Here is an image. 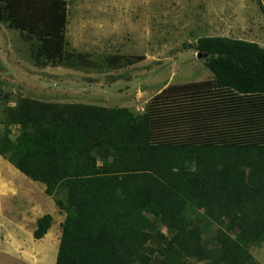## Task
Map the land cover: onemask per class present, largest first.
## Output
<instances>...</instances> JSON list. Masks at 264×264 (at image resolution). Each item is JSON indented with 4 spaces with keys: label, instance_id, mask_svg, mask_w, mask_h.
<instances>
[{
    "label": "trees",
    "instance_id": "16d2710c",
    "mask_svg": "<svg viewBox=\"0 0 264 264\" xmlns=\"http://www.w3.org/2000/svg\"><path fill=\"white\" fill-rule=\"evenodd\" d=\"M66 14V0H0V23L32 41L38 66L87 59L67 48ZM195 45L212 78L141 113L27 97L9 108L0 155L65 214L54 264H262L251 247L264 243V47ZM51 223L40 216L33 237Z\"/></svg>",
    "mask_w": 264,
    "mask_h": 264
},
{
    "label": "rangeland",
    "instance_id": "374dc122",
    "mask_svg": "<svg viewBox=\"0 0 264 264\" xmlns=\"http://www.w3.org/2000/svg\"><path fill=\"white\" fill-rule=\"evenodd\" d=\"M66 10L67 48L87 54L79 66L36 65L32 41L0 23V133L9 108L25 97L141 113L161 92L172 95L212 78L207 53L195 45L203 36L264 47L259 0H66ZM111 57H117L116 64ZM18 128L19 123L9 125L12 137ZM43 189L0 155V264H54L65 214ZM30 204L40 211L28 210ZM39 213L52 216L49 241L33 237ZM158 230L168 235L161 223ZM251 251L264 264V244ZM185 262L206 263L188 257Z\"/></svg>",
    "mask_w": 264,
    "mask_h": 264
},
{
    "label": "crops",
    "instance_id": "0c3cea01",
    "mask_svg": "<svg viewBox=\"0 0 264 264\" xmlns=\"http://www.w3.org/2000/svg\"><path fill=\"white\" fill-rule=\"evenodd\" d=\"M34 207V209L35 210H37V212H38V210H39V208L38 207H36L35 206V204H30L29 205V209L28 210H30V209H32ZM36 207V208H35ZM28 210H24V212H26V211H28ZM40 211V210H39ZM36 212V211H35ZM43 213V212H42ZM41 213V214H42ZM40 213H39V215L37 216V217H35L34 218V220H33V225H34V227H35V223H36V220L40 217V215H41ZM12 223H10L9 225H11ZM52 225V224H51ZM13 231H15V230H13ZM9 232L10 231H7L6 232V237H9ZM11 236V235H10ZM52 236V231H51V226H50V228L47 230V232L44 234V236L42 237V238H40V239H43V241H49L50 240V237ZM264 244V243H263Z\"/></svg>",
    "mask_w": 264,
    "mask_h": 264
},
{
    "label": "water",
    "instance_id": "95a60500",
    "mask_svg": "<svg viewBox=\"0 0 264 264\" xmlns=\"http://www.w3.org/2000/svg\"><path fill=\"white\" fill-rule=\"evenodd\" d=\"M207 55V54H206Z\"/></svg>",
    "mask_w": 264,
    "mask_h": 264
}]
</instances>
